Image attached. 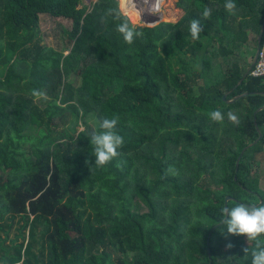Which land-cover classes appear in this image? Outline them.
I'll return each mask as SVG.
<instances>
[{
	"label": "trees",
	"instance_id": "trees-1",
	"mask_svg": "<svg viewBox=\"0 0 264 264\" xmlns=\"http://www.w3.org/2000/svg\"><path fill=\"white\" fill-rule=\"evenodd\" d=\"M233 2L234 15L226 0H165L160 24L135 27L143 37L129 45L120 21L105 16L121 10L118 0L90 10L81 0H0V264H251L254 242L226 239L216 224L228 198L264 202L255 172L264 78L234 90L257 51L264 0ZM43 14L57 20L60 50L41 44ZM144 14L126 18L134 27ZM193 20L202 26L196 40ZM35 91L49 95L45 105ZM217 109L221 123L208 116ZM114 117L119 155L89 170L90 136ZM72 122L85 131L72 133Z\"/></svg>",
	"mask_w": 264,
	"mask_h": 264
},
{
	"label": "clouds",
	"instance_id": "clouds-1",
	"mask_svg": "<svg viewBox=\"0 0 264 264\" xmlns=\"http://www.w3.org/2000/svg\"><path fill=\"white\" fill-rule=\"evenodd\" d=\"M143 5L144 7L138 9L133 0H124V12L112 8L106 10V17H111L113 20L120 21L116 24V31L122 36L124 42L129 45L132 44L137 37L142 38L143 32L138 31L130 24L126 18V13L135 11L139 17H141L143 12H147L150 15H160L161 17L164 15L165 0H143ZM224 8L229 14L234 15L236 4L233 0H226ZM162 13L163 15H161ZM211 13V8H205L201 15L203 18L207 19L211 16ZM189 31L193 40L198 39L202 32L200 21L193 20L190 24ZM34 95L42 96L43 93L35 91ZM208 116L209 119L215 123H221L225 118L224 114L219 109L210 111ZM227 119L235 125L240 123L239 116L231 111L227 113ZM118 120V117L111 119L102 118L99 122L100 131H94L91 134L89 142L93 146L92 156H94L95 159L94 163L89 165V170L93 166L96 168H103L119 155L118 149L122 147L124 140L116 131ZM81 131H85L83 126H81ZM85 163L88 164V161L86 160ZM117 167H119V164ZM168 171L174 172V169L170 167ZM220 213L221 219L216 223L220 234L226 239L228 236H244L247 242H254V247L250 253L251 264H264V202L259 204L238 203L234 206H228L226 204L220 209ZM232 247L233 244L231 242L226 244V248L231 249ZM242 251L246 255L249 254L248 247L243 248Z\"/></svg>",
	"mask_w": 264,
	"mask_h": 264
},
{
	"label": "rangeland",
	"instance_id": "rangeland-1",
	"mask_svg": "<svg viewBox=\"0 0 264 264\" xmlns=\"http://www.w3.org/2000/svg\"><path fill=\"white\" fill-rule=\"evenodd\" d=\"M97 0H81V5L86 7L88 10H90L93 6V4L96 2ZM119 1V6H120V9L122 11V8H121V2L120 0ZM134 2V0H133ZM135 4V3H134ZM175 5V3L173 2V6ZM141 6V5H140ZM143 7V5L141 6ZM123 12V11H122ZM160 16L159 15H148V14H144L142 16V18L140 19V21L138 23H135L133 21L132 24L134 25V27H155L157 26L158 24H160ZM130 19V18H129ZM68 28L69 26H71L70 23H66ZM38 34L40 36V39H41V44L43 45H47L49 47H52V48H55L57 50H60L61 47V31H60V28H58V23H57V20L54 19L53 17L47 15V14H43L40 16V23H39V27H38ZM255 35L252 34L250 37L252 38L253 42L251 44V48H254V44H255V39H256V36L254 37ZM254 37V38H253ZM257 42H258V38H257ZM245 50V48H243V51ZM68 53V51L66 52ZM256 54V52H255ZM247 58V61L246 63H250V66L251 64L253 63V59L254 57H252L251 55L249 56H246ZM242 60V58H240V61ZM221 65V63H220ZM222 66V65H221ZM220 68L222 69L223 67ZM249 69V68H248ZM71 79H73V85L75 86H78L79 85V78L77 76H74V74L70 77ZM202 82V81H201ZM200 84H203V83H200ZM50 98H49V95H47L46 93H44L42 96L38 97L36 102H38L41 106L45 105L46 101H48ZM88 122L90 124H93L94 126H98V122L97 120L91 115V116H88L87 118ZM81 123L77 124L76 122H72L70 123L67 128H69V130L72 132V133H75V132H79L81 131ZM84 128V126H83ZM61 130V127H55L54 128V131H59ZM31 133H34V129L33 130H30ZM262 163V167L259 168L256 166L255 168V172H258L260 174V182H261V186L262 188L264 189V159H259ZM20 226V224L18 223V221H15L14 224H13V229H12V232L9 234L10 238H14L17 233H18V230L17 228ZM6 244L8 245L9 244V240L6 241Z\"/></svg>",
	"mask_w": 264,
	"mask_h": 264
},
{
	"label": "water",
	"instance_id": "water-1",
	"mask_svg": "<svg viewBox=\"0 0 264 264\" xmlns=\"http://www.w3.org/2000/svg\"><path fill=\"white\" fill-rule=\"evenodd\" d=\"M263 35H264V19H263V23H262V27H261L260 34H259V36H258V47H257V51H256V54H255V57H254L253 63H252V65H251V67L246 71V73L244 74L242 80L239 82L238 86H237L234 90H236V89H237V88L243 83V81L246 80V79L250 76V73H251L252 69L254 68V66H255V64H256V62H257V59H258V54H259V51H260V48H261V43H262ZM234 90H233V91H234ZM226 97H227V95L224 97V101L226 100ZM229 103H231V102H229ZM262 110H264V108L261 109V110H259L258 112H261ZM258 112H257V113H258ZM257 113H256V114H257ZM256 114H255V116H256ZM261 138H262V135H261ZM257 143H258V142H257ZM257 143H256V144H257ZM256 144H254V145H256ZM254 145H252V146L249 147L248 149L252 148ZM246 150H247V149H246ZM246 150H245V151H246ZM245 151H244V153H245ZM243 155H244V154H243ZM243 155H242V157H243ZM242 157H241V159H242ZM241 159L239 160V164H240ZM231 200H232V199H230V198L227 199V205H228V203H229ZM210 237H211V234L209 235V238H210Z\"/></svg>",
	"mask_w": 264,
	"mask_h": 264
},
{
	"label": "built area",
	"instance_id": "built-area-1",
	"mask_svg": "<svg viewBox=\"0 0 264 264\" xmlns=\"http://www.w3.org/2000/svg\"><path fill=\"white\" fill-rule=\"evenodd\" d=\"M251 77L255 79L264 78V39H262L261 48L258 54L257 62L251 71Z\"/></svg>",
	"mask_w": 264,
	"mask_h": 264
}]
</instances>
